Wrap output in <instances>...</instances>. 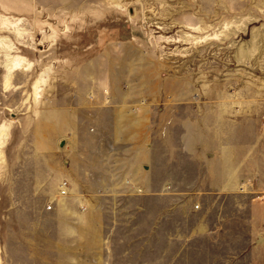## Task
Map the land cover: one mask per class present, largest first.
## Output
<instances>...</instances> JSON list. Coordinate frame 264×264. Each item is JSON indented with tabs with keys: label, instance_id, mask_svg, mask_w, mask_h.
<instances>
[{
	"label": "rangeland",
	"instance_id": "obj_1",
	"mask_svg": "<svg viewBox=\"0 0 264 264\" xmlns=\"http://www.w3.org/2000/svg\"><path fill=\"white\" fill-rule=\"evenodd\" d=\"M0 38L14 44L0 48V125L10 127L0 157V264H80L54 219H98L99 248H141L140 263L156 259L164 237L214 230L218 220L231 254L246 251L251 234L264 243V0H0ZM8 54L32 68L6 91ZM171 136L173 153L145 164L164 174L134 194L145 169L129 165L123 149L141 144L148 153ZM232 144L247 150L240 166L254 177H204L216 159L238 157L210 151ZM193 145L200 155L187 154ZM224 180L225 193L189 191ZM139 218L163 220L142 229L145 243L128 241L141 231L123 225Z\"/></svg>",
	"mask_w": 264,
	"mask_h": 264
},
{
	"label": "crops",
	"instance_id": "obj_2",
	"mask_svg": "<svg viewBox=\"0 0 264 264\" xmlns=\"http://www.w3.org/2000/svg\"><path fill=\"white\" fill-rule=\"evenodd\" d=\"M172 124L173 122H171V125ZM172 136L180 137L181 134L177 133L176 136ZM172 136L170 137L168 144L163 143V145H158L153 151H149L148 153L143 149V145L141 144H137L135 146L131 145L129 147L127 146V148L125 147L123 149L124 154H129L127 156L128 159H126L129 165L145 169L144 172L140 174L142 176L141 183L143 186L140 185L139 187L142 190V193L143 191H145V189H147V187L151 188L146 180L148 177H152L158 173H161V175L164 174L160 171L148 172L145 167L146 162H152L153 160L159 162L160 160L167 158L168 155H171L173 153V149L175 148L171 143V138L173 139ZM102 142L106 141L100 136L99 139L96 140L98 147L101 146ZM114 142L115 146H111L112 148H115L117 145L115 139ZM107 144L109 145L108 142L106 143V145ZM232 145V149L220 150L217 148H212L210 150L213 154H217L218 157H220V155L226 156V154H233L238 157H234L233 160H227L226 158L223 160L216 159L215 162L218 163L217 167L211 170H203L202 173L204 177L216 179H226L227 177H239L241 179H243V177H254V171L250 173L251 175L244 174L243 167L240 166V163H242L241 155L247 152V150L243 149L241 144ZM204 146L211 147V145ZM61 147H64V142L61 143ZM136 147L138 148L137 153L139 155L137 159L136 156H133L134 153H132L134 150L133 148ZM198 147L199 146L194 145L192 147L188 146V149L186 150L187 154H192L193 157L196 154L200 155V148ZM112 148L110 150L114 151ZM206 151V149H203L202 153L205 154ZM219 161L224 162L225 165L221 166L219 164ZM38 169L41 170L40 167ZM43 169L46 173L49 171L45 170L46 167L44 163L42 166V171ZM43 175H45L44 172H42V176ZM169 176H172L171 172H169ZM210 185L206 186V183H197L196 185H192L193 189H189V191H192L194 193L206 192L209 194L227 192L226 188L228 186V183L225 180L222 182L216 181L212 183L211 187L214 188L212 190H208L207 188ZM126 190L128 191H125V189L123 191H131V187L127 188ZM170 190L171 188L169 189V191ZM186 191L188 192V190ZM162 221V218H157L154 224L150 225V222L148 223L147 219L139 218L127 220L123 225L131 228L138 227V232H142V235L141 232L137 235H128L127 240L130 242L136 241L139 243L147 242L150 239H147V234L142 229L146 228L147 226H152L157 229L162 225ZM51 222L59 227V230L57 232V239L61 242L67 243V245H65L67 250L66 254L69 256L81 258L80 264H162V259H164L166 256H170L171 258V260L167 264H264V243L259 244L257 239H254L257 238V236L254 234L249 235V245L246 251L240 250L239 254H231L228 250H226L225 242H227V239L230 238V236L228 234L221 233V220L217 221L216 225L219 226L214 230L204 231L200 228H193L192 232L187 234L178 233L164 237L162 241L165 242V248L162 251H157V253L154 252L152 254V258H158V260L156 261L155 259L148 263L139 262L140 258L145 256V254H143L141 257V252L143 250H141V248H138V250H125L124 248L121 252H119L118 250L110 249L109 246L100 249L98 239L100 236V232L102 231L100 228L102 224L98 219H54ZM109 227H112V231L114 230V225H108V228ZM109 232H111V228ZM109 232L106 233L104 239H107L110 243L114 240L111 237L112 233ZM154 240L156 241L157 239ZM200 242L202 243L201 245L196 244ZM174 244H177L178 248L175 251H172L168 247H170V245L175 246Z\"/></svg>",
	"mask_w": 264,
	"mask_h": 264
},
{
	"label": "bare ground",
	"instance_id": "obj_3",
	"mask_svg": "<svg viewBox=\"0 0 264 264\" xmlns=\"http://www.w3.org/2000/svg\"><path fill=\"white\" fill-rule=\"evenodd\" d=\"M16 29V28H15ZM19 32H17L16 34H18ZM21 34V33H20ZM20 36V35H19ZM22 37V36H21ZM8 39L6 38H0V48H2L3 50H6V52H13L12 49L14 47V44L11 46L7 43L9 41H7ZM12 42V41H11ZM5 74H4V88L6 91H9L11 89V79L13 77V75L17 72H29L31 71L32 68V63L27 61V59H25L22 56L19 55H14V56H10L8 54L7 56V61L4 63V65L2 66ZM48 71L43 72L40 74V76L35 80L34 84H33V97H34V101L36 102V100L39 98V93L42 91V87L43 84L45 85L46 82V76ZM9 131H10V127L8 124L3 123L0 125V157L2 156V148L5 146L8 137H9Z\"/></svg>",
	"mask_w": 264,
	"mask_h": 264
},
{
	"label": "built area",
	"instance_id": "obj_4",
	"mask_svg": "<svg viewBox=\"0 0 264 264\" xmlns=\"http://www.w3.org/2000/svg\"><path fill=\"white\" fill-rule=\"evenodd\" d=\"M63 186L66 187V184H63ZM62 189H63V188H62ZM127 193H128V192H127ZM129 193H132V191H129ZM133 193H134V194H143L141 189H138V190L134 191ZM66 195H67L66 190H61L60 196H61V197H65ZM52 208H53V206H52V205H49V206L47 207V211H51Z\"/></svg>",
	"mask_w": 264,
	"mask_h": 264
}]
</instances>
